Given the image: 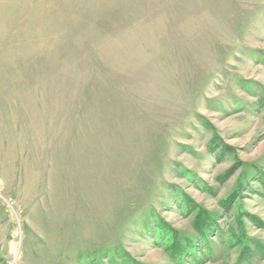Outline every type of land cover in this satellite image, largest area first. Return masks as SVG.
Instances as JSON below:
<instances>
[{
  "label": "rangeland",
  "instance_id": "1",
  "mask_svg": "<svg viewBox=\"0 0 264 264\" xmlns=\"http://www.w3.org/2000/svg\"><path fill=\"white\" fill-rule=\"evenodd\" d=\"M263 178L264 0H0V264H264Z\"/></svg>",
  "mask_w": 264,
  "mask_h": 264
},
{
  "label": "trees",
  "instance_id": "2",
  "mask_svg": "<svg viewBox=\"0 0 264 264\" xmlns=\"http://www.w3.org/2000/svg\"><path fill=\"white\" fill-rule=\"evenodd\" d=\"M260 183H261V186H262V188H263V193H262V197L264 198V178L262 179V181H261V179H260ZM213 222L211 221V223L210 224H212ZM151 228L152 229H154V225H151ZM213 228V227H212ZM210 229V231H211V233H213L212 231H213V229ZM202 231V230H201ZM152 232V231H151ZM153 233V232H152ZM215 237H217V236H215ZM204 238H207L205 235H201L200 236V233H199V240H202V239H204ZM221 238V233H220V235H219V239ZM205 240V239H204ZM195 241H197V240H195ZM195 241H191V242H189V243H185L186 244V246L183 244V245H179V246H176V247H173L172 248V252H173V258H174V260L173 261H176L178 264H184V263H187V262H185V261H188V260H190V258H192L193 256H194V251L195 250H193L195 247H196V244L195 243H197V242H195ZM190 244H192V245H190ZM249 244L247 243V245H246V247H249L248 246ZM258 246H259V248H260V250H261V253H264V246L263 245H261V244H258ZM182 247H183V249H182ZM182 249V250H181ZM205 250H207V251H210V248L208 247V244H207V246H205V248H204ZM200 251V250H199ZM246 251H249L248 250V248H246ZM106 262H105V260L104 259H100V260H95V259H93V260H86V262H85V264H129L127 261H125L124 260V258L122 259V257H119L118 259V261H114V259H111L109 256H107L106 258ZM125 261V263H122L121 261ZM189 263V262H188Z\"/></svg>",
  "mask_w": 264,
  "mask_h": 264
}]
</instances>
